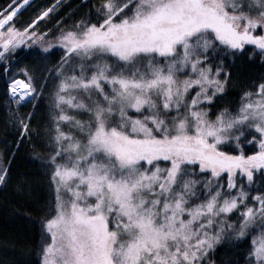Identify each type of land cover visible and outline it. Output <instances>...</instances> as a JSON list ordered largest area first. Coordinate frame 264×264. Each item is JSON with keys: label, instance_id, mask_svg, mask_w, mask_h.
I'll return each instance as SVG.
<instances>
[{"label": "snow or ice", "instance_id": "6c2138e0", "mask_svg": "<svg viewBox=\"0 0 264 264\" xmlns=\"http://www.w3.org/2000/svg\"><path fill=\"white\" fill-rule=\"evenodd\" d=\"M28 4H0V103L47 188L39 264H264V72L220 106L264 0H80L55 30L61 0Z\"/></svg>", "mask_w": 264, "mask_h": 264}, {"label": "trees", "instance_id": "16d2710c", "mask_svg": "<svg viewBox=\"0 0 264 264\" xmlns=\"http://www.w3.org/2000/svg\"><path fill=\"white\" fill-rule=\"evenodd\" d=\"M3 3L4 0H0V4ZM54 3L55 0H32L18 15L17 23L30 20ZM79 3L80 0H61V6L44 20L40 28L55 30L56 22L62 17L64 23H69L71 13L76 11ZM60 54L59 51L55 52L51 60L54 62ZM261 72H264V65L258 58L242 61V75L234 81L229 95L224 97L220 106L238 101L246 78ZM3 91L0 83V96ZM15 134L16 130L7 123L4 105L0 103V152L4 154L0 163L8 167L6 181L0 184V264H39L40 237L34 209L40 198L47 195V188L27 145H22L14 156L6 151L14 141ZM25 180L30 182L27 187L24 186Z\"/></svg>", "mask_w": 264, "mask_h": 264}, {"label": "water", "instance_id": "95a60500", "mask_svg": "<svg viewBox=\"0 0 264 264\" xmlns=\"http://www.w3.org/2000/svg\"><path fill=\"white\" fill-rule=\"evenodd\" d=\"M30 1H32V0H29V3H30ZM25 7V6H24Z\"/></svg>", "mask_w": 264, "mask_h": 264}]
</instances>
